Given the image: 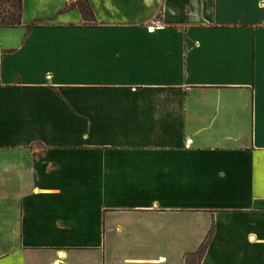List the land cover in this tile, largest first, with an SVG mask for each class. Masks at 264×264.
I'll list each match as a JSON object with an SVG mask.
<instances>
[{
  "label": "crops",
  "instance_id": "crops-1",
  "mask_svg": "<svg viewBox=\"0 0 264 264\" xmlns=\"http://www.w3.org/2000/svg\"><path fill=\"white\" fill-rule=\"evenodd\" d=\"M77 1L0 28V264H264V0Z\"/></svg>",
  "mask_w": 264,
  "mask_h": 264
},
{
  "label": "trees",
  "instance_id": "trees-1",
  "mask_svg": "<svg viewBox=\"0 0 264 264\" xmlns=\"http://www.w3.org/2000/svg\"><path fill=\"white\" fill-rule=\"evenodd\" d=\"M77 8L85 21H92L94 15L87 0L68 4V8ZM23 0H0V28H17L21 25ZM210 235L206 238L194 257L201 259L205 253Z\"/></svg>",
  "mask_w": 264,
  "mask_h": 264
},
{
  "label": "rangeland",
  "instance_id": "rangeland-1",
  "mask_svg": "<svg viewBox=\"0 0 264 264\" xmlns=\"http://www.w3.org/2000/svg\"><path fill=\"white\" fill-rule=\"evenodd\" d=\"M78 1H79V0H78ZM80 1H83V2H84L85 0H80Z\"/></svg>",
  "mask_w": 264,
  "mask_h": 264
}]
</instances>
